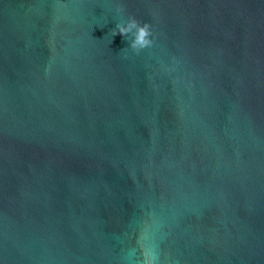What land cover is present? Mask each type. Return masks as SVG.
<instances>
[{
	"label": "water",
	"instance_id": "water-1",
	"mask_svg": "<svg viewBox=\"0 0 264 264\" xmlns=\"http://www.w3.org/2000/svg\"><path fill=\"white\" fill-rule=\"evenodd\" d=\"M0 264H264V0H0Z\"/></svg>",
	"mask_w": 264,
	"mask_h": 264
}]
</instances>
